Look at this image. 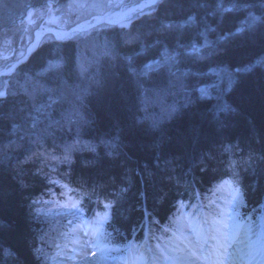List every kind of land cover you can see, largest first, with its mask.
<instances>
[{"label": "trees", "instance_id": "1", "mask_svg": "<svg viewBox=\"0 0 264 264\" xmlns=\"http://www.w3.org/2000/svg\"><path fill=\"white\" fill-rule=\"evenodd\" d=\"M49 1L26 2L36 7ZM13 18L19 19L14 14ZM10 26L0 22V30ZM96 32L103 35L104 52L78 83H72L76 72L71 59L77 44L70 40L43 44L16 72L28 74L31 84L80 87L82 120L76 119L71 126L61 124L69 105L61 95L68 90L59 93L39 87L31 100L14 93L0 102V264H49L47 248L66 238L58 235V231L64 235L63 229L53 230L59 217L49 221L38 217L36 201L48 167L58 170L51 156L61 151L53 144L70 146L72 134L85 147L72 152L68 176L74 174L72 183L89 192L116 195L114 217L121 226L113 221L114 235L141 218L142 205L162 221L177 196L191 191L180 187L205 189L222 175L232 176L243 187L246 212L255 214L264 203V63L259 62L264 59V0H158L151 12L126 26ZM156 44L177 53L172 61L169 57L164 61L171 63L174 76H179L176 65L184 69L181 91L173 92L177 109L165 110L161 119L156 118L160 108L149 104L148 96L171 89L174 80H165L163 61L153 66L146 63L148 71L136 72L138 62L155 59ZM52 58L60 59L61 67L52 76L38 74ZM207 70L231 74L230 90L224 88L225 102L192 93L190 102L181 104L184 91L194 92L193 84L204 79L201 74ZM12 75L9 86L18 76ZM132 77L138 79L137 85ZM31 139L36 144L33 156L24 152ZM226 143L229 149L224 152ZM39 144L50 160L39 157ZM235 149L244 152L240 159L230 156ZM88 181L100 183V190L87 186Z\"/></svg>", "mask_w": 264, "mask_h": 264}, {"label": "rangeland", "instance_id": "2", "mask_svg": "<svg viewBox=\"0 0 264 264\" xmlns=\"http://www.w3.org/2000/svg\"><path fill=\"white\" fill-rule=\"evenodd\" d=\"M26 1L27 0H0V22L6 21V23L8 22L9 24H11L9 29L7 28L4 31L0 30V93H4V96H8L10 94L13 95L14 93H20L28 100H31L35 97L36 90L40 88H43L45 90L56 89L59 93L64 90H68L64 91V93L61 95V97H64V99L67 101V104H69L67 115L64 114L61 118V120L66 118L64 121L67 123L62 122L61 124H67L71 126V122L75 124L77 120H82L80 87L75 89H65L64 87H62V85L55 84L51 87H45L44 85H42L43 83L38 85L37 83H35L36 81L31 84L30 81H32V79L28 76V74H16L17 70L24 64L22 63L23 55L27 52L28 48H31V42L35 38L39 42V40L41 39H45L46 41H48L49 39H56L57 41V39L65 40L71 37L67 40L73 39L70 41H74L75 44H77V52L73 53V58H71L73 59V68L76 72V75H74L72 78L74 81L72 83H78L80 77H84L85 72H87V75L90 72L89 68L91 66V62L95 61L98 58L95 53L96 49L99 48L101 49V51H104L105 40L102 33L96 31L100 28L110 25L114 26V24L115 26L118 25L120 27H124L127 23H129V21L134 20V17L138 16L141 13L148 12L149 9L154 7V4L157 0H51L49 2H46L44 5L42 4L36 7L29 6ZM134 6H137V8L133 9ZM115 11L117 15H111L107 19H103V17H106L107 15ZM13 14L15 17H19V19L17 20L13 18L12 20L11 17L13 16ZM53 16L55 17V22L51 21V18ZM76 22H87L88 24H91L93 22L96 25L90 26L87 29H83L79 32H74V36H70V34L66 35L63 33L64 31L70 29ZM49 27L56 29L55 35L51 31H47L48 33L45 31ZM42 30H44V32H42ZM172 37L175 39L174 35ZM177 40L178 38L175 40V43L178 42ZM170 41L173 42L174 40L171 39ZM153 44L155 43L153 42L150 45L153 46ZM205 47H207V45L203 46V49H205ZM153 48L155 49V59L148 61L149 59L145 58L144 61L138 62V66L136 68V72L138 74H142V71H148V68L146 69L145 66L146 63L152 66L159 65L160 63H162V61L164 62L168 60V57L172 61L173 56L177 55V53L172 52V50L163 49L160 44L154 45ZM182 51L184 53V50ZM186 53L188 54L190 52ZM186 56L187 55H185V57ZM68 59L69 58H66L65 63ZM259 62L264 63V59ZM61 64L62 62L60 59L52 58L51 60H46L43 67L37 73L41 75L47 72L49 74H53L54 70L61 67ZM162 64L164 65L163 69H167L165 71V80H174V83H172L171 89L150 92L148 101L149 104L151 102L154 105H156L155 101L157 100L159 104L167 103L166 111L170 113L177 109V96L173 92L177 90L178 93H180L181 91L182 75H180V72L184 71V69L182 68L180 70V65H176V69H179V76L176 77L174 76L173 72L174 68H170V66L172 67L171 63L170 66L167 64V62H164ZM12 74L18 76L11 81V83L14 82V85L9 86L10 79L14 76ZM52 74L50 76H52ZM201 75L204 76V79H201V81L197 82V84H193L195 91L193 92V89L188 93L184 91L180 99L185 98V102H188L190 101L192 93H194L197 95V97L200 98L216 97L218 101L225 102L223 100V96L225 97L224 88L227 87L228 90L226 91L230 90L229 87H231L232 83V79L230 77L231 74H229L228 72L221 73L213 70H207L204 74ZM10 76L12 77L9 79ZM211 76H214L213 80H210ZM132 78L134 84L137 85L138 79L134 77ZM81 83L82 82H80V84ZM211 83L214 86L209 85ZM80 84H76L75 86H79ZM47 86H49V84ZM141 88L142 87L140 86V89ZM157 92L162 93L164 96L166 95L164 99L165 101H162L154 96V93ZM168 95L171 96L170 101L167 100ZM216 109H220L219 106H217ZM234 110L229 109V112H234ZM162 115L163 114L158 112V114H156V118L161 119ZM41 131L42 130H37V132L39 133ZM73 143L74 147H76L75 149H77V147H81V145L84 146L81 142H77L76 140H73L70 144L72 145ZM39 146H41L40 150L43 149L42 144H39ZM61 149L62 151H65L64 153L66 155H57V158L60 161L62 160V158L73 152L71 151V148H68V146H63V148ZM51 158L53 159V156H51ZM237 161L241 163L240 160ZM244 162L246 163V159L244 160ZM37 208V215H40L43 220L49 221L56 216V212H54L50 208L42 206L41 202L39 201L37 204ZM51 210L52 212L50 213ZM53 230L55 232L59 230L58 222L55 224ZM84 234L85 233H83L81 239L79 238L77 241H73V244H70V246H73V248L75 249L71 255H69L70 252L68 249L64 251V253L69 255L68 258H65V256L61 257L60 255H55L54 257L51 256L48 257V259L50 260L48 261L49 264H85L82 260L85 258H91L93 255L96 256L97 260L91 264H106V262L102 259L100 252L92 249L90 245H84L86 241H93V232H90L88 235ZM55 235L53 234V236ZM58 235L63 236L61 231H58Z\"/></svg>", "mask_w": 264, "mask_h": 264}, {"label": "bare ground", "instance_id": "3", "mask_svg": "<svg viewBox=\"0 0 264 264\" xmlns=\"http://www.w3.org/2000/svg\"><path fill=\"white\" fill-rule=\"evenodd\" d=\"M113 27V26H112ZM46 31V30H45ZM42 32H44V30H42ZM42 34V33H41ZM36 44V40L32 43V46H34ZM96 49V48H95ZM104 51H101V49H99V48H97L96 49V56L98 57V58H100V56H101V54L103 53ZM211 77H213V76H211ZM214 78H212V79H210V80H213ZM216 82V81H215ZM43 85V84H42ZM209 85H213L212 83L211 84H209ZM214 86V85H213ZM154 96H156L158 99H160V100H162V101H165L164 99H165V96L162 94V93H160V92H157V93H154ZM155 99V98H154ZM1 100H3V98L2 97H0V102H1ZM185 98H181L180 99V103L181 104H183V105H186V104H188V102H190V101H188V102H185ZM80 101L82 102L83 101V99H81V97H80ZM144 101H147V100H144ZM155 104L157 105V107L158 108H160V113L161 114H164V111H162V110H166V104L167 103H162V104H159V102H158V100L157 101H155ZM76 136H78L77 134H72L71 136H69V138L70 139H73L74 138V140H78V138L76 137ZM37 139H39V138H37ZM36 139V140H37ZM35 140V141H36ZM34 140L33 139H31V140H29V142L30 143H27V145L25 146V148H24V152H25V154H27V155H32L33 156V151H34V148L36 147V144L33 142ZM49 141V140H48ZM51 142V141H50ZM52 142H56V140L55 141H52ZM53 145H56V150L57 151H62V149L61 148H63V146H65L64 144H61V142H58V143H54ZM71 146V145H70ZM70 146H68V148L70 149L71 147ZM76 147H72L71 149V151H74V150H76L75 149ZM78 148V147H77ZM229 149V143H226L225 145H224V152H226L227 150ZM232 150H233V148H232ZM231 150V151H232ZM235 151V153H231V155L230 156H233L234 155V157L235 158H241L242 156H243V153L242 152H240V151H237L236 149L234 150ZM39 152H40V154H39V157H41V159H43V158H47L48 160H50V157L48 156V154L45 152V151H43V149H39ZM54 152H56L55 150H54ZM65 151L63 150L61 153H60V156L61 155H66L65 153H64ZM56 154V156H54ZM54 155H53V163L55 164V166L58 168V170L60 171V173L59 174H56V170L55 169H53L54 167H48V169H47V174H48V178H47V181H46V179H42V185H40L39 186V190H37V192H42V194L44 193V190H46V194L47 195H50V193H51V190L49 189V186H53V185H56V184H59V183H61L62 181H69V182H73V181H75L74 180V178H75V175L73 174V175H71V176H68V174L71 172V170H70V167H72V163H73V160L74 159H72L71 160V157H73L74 156V153H72V154H69V155H67L66 156V158H65V160L66 161H63L64 160V158H62V160L60 161L58 158H57V155H58V153L56 152V153H54ZM246 159V158H245ZM245 159H243V160H245ZM49 162L50 161H47V162H45L44 163V165H43V167H42V171H44L45 169H46V167L48 166V164H49ZM68 163L69 164V166L67 167H65V163ZM246 163H247V160H246ZM246 163H244V164H246ZM62 177L64 178V179H62ZM84 184H86L85 182H83ZM100 183H95L94 185H92L91 184V181H88V185L87 186H89V187H95V189L96 188H98L99 190H100ZM193 189H195L193 186L191 187V185H189L188 187H184V188H182V187H180V190H183V191H189V190H193ZM177 190H179L178 188H177ZM77 193H80V192H77ZM97 193V191H94V193H93V195H95ZM72 202V200L71 199H63V200H61L60 202H56L55 204H61V205H63V206H66V205H68V204H70ZM30 216H31V219L33 218V213H30ZM39 217V216H38ZM40 218V217H39ZM135 224H137L136 222H132L131 224H130V227L128 228V229H130L133 225H135ZM97 260V258H96V256L95 255H93L91 258H85V259H83L82 261L85 263V264H91V263H93V262H95ZM186 261H188V262H192V263H195V261H193V259H191V258H186Z\"/></svg>", "mask_w": 264, "mask_h": 264}]
</instances>
